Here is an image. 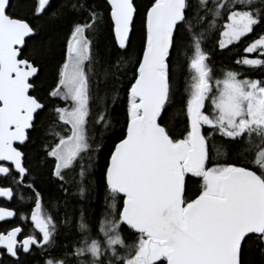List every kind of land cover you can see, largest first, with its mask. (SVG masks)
Masks as SVG:
<instances>
[{
	"label": "snow or ice",
	"instance_id": "snow-or-ice-1",
	"mask_svg": "<svg viewBox=\"0 0 264 264\" xmlns=\"http://www.w3.org/2000/svg\"><path fill=\"white\" fill-rule=\"evenodd\" d=\"M21 11L67 24L46 90L41 65L59 45L29 47L41 26ZM257 28L235 63L260 78L217 75L205 45ZM34 136L35 173L22 150ZM44 166L47 202L25 183ZM0 179V197L27 191L33 205L22 240L21 226L0 230V264L38 250L41 264H264V0H0ZM16 216L0 207V222Z\"/></svg>",
	"mask_w": 264,
	"mask_h": 264
},
{
	"label": "trees",
	"instance_id": "trees-1",
	"mask_svg": "<svg viewBox=\"0 0 264 264\" xmlns=\"http://www.w3.org/2000/svg\"><path fill=\"white\" fill-rule=\"evenodd\" d=\"M52 3H53V8H55L56 5L59 3V0H52ZM18 15L26 16V18L35 26H41L39 29L40 35L35 40L30 39L28 41L29 47H31L39 40H44L46 42L49 38H51L55 44L59 45V47L55 49L56 51L55 58H47L42 62L41 65L40 79L43 81L42 90H46L48 85L54 81L56 76V71H57L56 65L57 62L61 60L62 46L64 43L63 36L67 32V24L63 21L56 22L55 24L50 23L48 21L47 16L41 19H34L30 13H25L23 11L19 12ZM139 25H140V18L138 17L137 31L134 33V40L136 41L137 45L139 44V39H140ZM260 33H261V29L257 28L254 34H249L248 36L242 38L240 42L230 46L229 49L224 51H221L218 45L214 43V41L206 44L205 49L210 54L209 63L213 67L215 73L219 75L222 71L226 69H233L237 71H245L247 75H249L251 78H260L261 76L260 72L248 71L246 69L241 68L235 63L237 59L246 55L243 49L249 43H251ZM254 55L255 54H252L250 58H254ZM174 71L176 75V80L174 85L176 88L175 107L179 108L186 99L183 93H184L185 81L188 77V69L186 64H183L182 62L180 66H174ZM58 103H60L61 106L63 105V102L58 101ZM209 109L210 106L208 104L205 111H209ZM34 141L35 142L30 141L26 143V145L23 146L22 150L26 152V160H25L26 166L32 168L35 173L37 161L42 153L40 150V142L39 140H35V136H34ZM49 167L50 166H44L42 172L30 176L28 180L25 181V183H28L32 179H36V182L39 185V189L42 190L44 193V199L46 202L49 196L54 194L55 191V186L50 180ZM0 186H9V180L0 179ZM17 191H18V195L14 196L11 200L0 197L1 206L9 207L17 213L16 218L13 219L14 222H19L20 220L19 214L21 212L30 215V208L33 206L31 201L28 200L24 202H20V196L29 195L27 191H21V190H17ZM96 208L98 213L99 202L97 203ZM6 226H7L6 223H0V229L3 230L6 228ZM72 239H73L72 236H65L63 232L58 237V241L61 244L69 242ZM37 257L38 255L35 254L34 256L30 255L26 257H21V259L26 261L27 264H40V262L37 260Z\"/></svg>",
	"mask_w": 264,
	"mask_h": 264
},
{
	"label": "flooded vegetation",
	"instance_id": "flooded-vegetation-1",
	"mask_svg": "<svg viewBox=\"0 0 264 264\" xmlns=\"http://www.w3.org/2000/svg\"><path fill=\"white\" fill-rule=\"evenodd\" d=\"M0 223H3V222H0ZM6 224H7V226H6V228L3 229V230H8V229H10L11 227H14V226H21V227L23 228V235H21V236L19 237V239L22 240V239L24 238V235H27L28 232L30 231V228H31L30 215H29V219L27 220V222H23V223H22L20 220H19V222H14V221L12 220V221H10V222H8V223H6ZM0 230H2V229H0ZM35 254L38 255L37 260L40 262V264H41L42 260L46 258L45 256H43V255L40 253L39 250H38L37 252H34V253L32 254V256H34ZM22 257H26V256H22Z\"/></svg>",
	"mask_w": 264,
	"mask_h": 264
},
{
	"label": "water",
	"instance_id": "water-1",
	"mask_svg": "<svg viewBox=\"0 0 264 264\" xmlns=\"http://www.w3.org/2000/svg\"><path fill=\"white\" fill-rule=\"evenodd\" d=\"M2 198H4V197H2ZM4 199H8V198H4ZM0 207H6V206H1V205H0ZM6 208H8V209H10V210H13V209H11V208H9V207H6Z\"/></svg>",
	"mask_w": 264,
	"mask_h": 264
},
{
	"label": "rangeland",
	"instance_id": "rangeland-1",
	"mask_svg": "<svg viewBox=\"0 0 264 264\" xmlns=\"http://www.w3.org/2000/svg\"><path fill=\"white\" fill-rule=\"evenodd\" d=\"M209 106H210V101L208 102ZM210 110V109H209Z\"/></svg>",
	"mask_w": 264,
	"mask_h": 264
}]
</instances>
